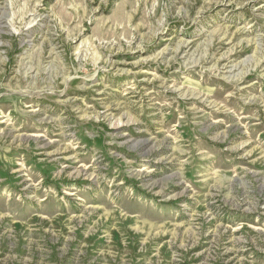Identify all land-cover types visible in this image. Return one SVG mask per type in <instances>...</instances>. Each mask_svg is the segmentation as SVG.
<instances>
[{
  "label": "rangeland",
  "instance_id": "374dc122",
  "mask_svg": "<svg viewBox=\"0 0 264 264\" xmlns=\"http://www.w3.org/2000/svg\"><path fill=\"white\" fill-rule=\"evenodd\" d=\"M0 264H264V0H0Z\"/></svg>",
  "mask_w": 264,
  "mask_h": 264
}]
</instances>
